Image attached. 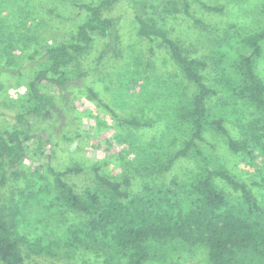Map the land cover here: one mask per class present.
<instances>
[{
	"label": "trees",
	"instance_id": "trees-1",
	"mask_svg": "<svg viewBox=\"0 0 264 264\" xmlns=\"http://www.w3.org/2000/svg\"><path fill=\"white\" fill-rule=\"evenodd\" d=\"M52 1L70 3L84 15L68 40L46 41L28 24L30 0H0L5 13L0 74L11 78V86L25 89L12 97L0 84V117L13 126L0 131V188L8 177L23 181L16 199L0 203V263L27 264L31 257L72 262L85 253L100 264H165L156 254L174 246L185 253L203 251L204 264H264V203L252 190L260 188L264 202V82L256 74L264 28L246 33L231 26L213 40L207 55L195 58L146 17L182 13L202 25L190 13L188 0L181 1V10L176 0ZM125 2L132 5L136 37L158 41L192 90L176 99L164 95L146 74L152 62L144 63L140 52L128 48L129 61L114 73L120 93L115 100L125 116H113L123 128L162 126L137 150L147 175L168 172L180 159H190L195 172L168 185L145 183L135 193L129 176L113 181L99 167L92 168L93 177L78 191L69 178L83 169L68 165L55 170L44 156L20 172L33 141L31 122L55 108L47 85L61 92L73 85L79 77L75 67L96 38L107 39L98 64L107 53H120V19L113 12ZM202 9L223 12L205 4ZM229 125L239 134L233 135ZM215 136L256 172L258 182L251 186L227 169L208 141ZM118 139L135 144L129 136Z\"/></svg>",
	"mask_w": 264,
	"mask_h": 264
},
{
	"label": "rangeland",
	"instance_id": "rangeland-1",
	"mask_svg": "<svg viewBox=\"0 0 264 264\" xmlns=\"http://www.w3.org/2000/svg\"><path fill=\"white\" fill-rule=\"evenodd\" d=\"M79 1L89 3L96 0ZM176 1L181 10L182 0ZM188 1L190 13L199 19L202 25H195L182 13L165 18L163 13L151 12L146 17L168 30L192 57L203 58L207 55L213 40L215 41L228 31L231 26L246 33H254L264 28V0ZM202 4L222 7L223 12L204 11ZM26 8L30 16L28 24L30 26L33 24L32 28L46 41L68 40L84 17L83 13L70 3H58L52 0H30ZM132 11L131 3L125 2L113 12V16L120 19L119 54L107 53L98 64L97 59L105 48L107 39L96 38L91 49L75 67L79 77L73 85L65 92L59 91L50 84L47 85V92L53 98L55 108L31 122L30 133L33 141L28 156L18 167L20 172L30 167L34 160L41 161L44 156L49 157L50 164L55 170L68 165H78L83 169L82 174L69 178L78 191L93 177L92 168L99 167L100 173L113 181H120L124 176H129L132 193L138 192L145 183L168 185L173 178L180 181L195 172L194 163L190 159H180L168 172L147 175L139 165L137 150L145 147L152 138L158 136L162 126L141 129L123 128L113 116L117 115L118 118L125 116L115 100L120 93L114 73L120 66L125 65L126 61H129L128 48V51L133 49L140 52L144 63L152 62V65L147 67L146 74L164 95L167 96L168 93L172 99H176V94L185 92L189 95L192 90L185 84L183 77L168 59L166 50L159 45L158 41L150 43L136 37L137 25L134 23ZM4 18V11L0 12V20ZM150 47H152V53ZM30 70L27 66L23 72L27 74ZM206 71L210 75L209 70ZM256 74L264 82V54L256 63ZM208 83L211 84V81ZM0 84L3 86V91H7L12 97L25 92L24 88L16 89L11 86L13 84L11 78L8 79V76L4 74H0ZM90 90L97 97L96 99L91 97ZM125 107L130 109L128 104ZM252 112V109L247 110L248 118L251 117ZM10 124L12 123L0 117V131L3 128L11 130L13 126ZM233 127L229 125L228 130L233 135L239 134ZM120 136H129L135 144L130 145L124 139L119 140ZM208 141L213 145L214 154L237 179L251 186L259 181L256 172L245 166L239 155L228 151L222 138L210 137ZM21 187H23L22 179L8 177L6 185L0 188V203L9 204L11 198L16 199ZM252 190L259 202L264 203L261 189L252 186ZM156 257L164 259L165 264H204L205 255L198 249L185 253L179 248L176 250V247L168 246L159 249ZM100 262V259L84 253V257L82 255L72 262L31 257L27 264H100Z\"/></svg>",
	"mask_w": 264,
	"mask_h": 264
}]
</instances>
